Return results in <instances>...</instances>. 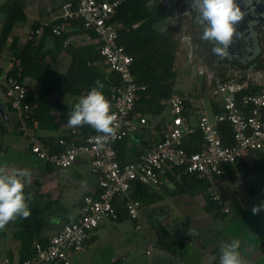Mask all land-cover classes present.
Returning a JSON list of instances; mask_svg holds the SVG:
<instances>
[{"label": "trees", "instance_id": "obj_1", "mask_svg": "<svg viewBox=\"0 0 264 264\" xmlns=\"http://www.w3.org/2000/svg\"><path fill=\"white\" fill-rule=\"evenodd\" d=\"M65 1L58 0L60 10ZM0 12L3 14L0 24V57L5 53V57L10 61V65L5 69L0 65V76L5 80L12 77L22 83L26 78H32L39 82L40 88L37 96L28 94L24 101L29 105L28 117H24L23 114L24 126L28 132L35 136L36 140L51 145L55 151H60L64 146L58 143V139L63 137L67 141L70 140L68 132L73 128L68 127L67 121L75 104L74 101L56 100L57 96H84L96 86V81H100L104 84L101 91L111 101V91L114 86L119 84L120 77L104 63L98 42L77 44L80 41L78 38L80 34L88 35L92 39L96 38L92 30L84 27L80 18L64 19L59 16L46 24L35 21L25 43L19 47L18 36L13 34V30L18 23L26 19L25 0H6L1 4ZM110 22L117 27V42L124 46L127 53L133 58L131 72L139 87L137 90L138 100L134 106L135 113L145 115L151 123L155 117L165 113L168 100L172 95L177 94L174 91V83L177 75V54L181 47V39L177 36L179 25L172 22L171 10L161 0H122L111 16ZM57 25L61 30L59 35L53 32V28ZM37 30H40V33L37 34ZM67 40L68 43L64 44ZM48 41H51V45L47 47ZM61 52H65L69 56V62L63 71L53 66V62ZM226 80L224 73H221L219 82ZM2 88L4 89L3 85ZM257 92H259L258 86L248 85L234 90L233 95L240 102L243 95ZM178 95L184 97L185 115L191 117L190 97L194 94ZM10 109L12 110L11 107ZM221 111L222 105L214 104L211 113ZM20 125H22V121L19 118L12 128L17 129ZM167 125L168 119L164 115L162 120L154 125L158 140L154 139V134L148 127H144L131 137L115 141L114 147L117 150L118 160L125 164L138 159L143 151L153 147L163 137V131ZM49 126H57L59 130L57 135L37 133L41 128ZM7 128L0 121V139L8 131ZM74 128L80 130L81 137L100 134L88 125ZM219 129L223 143L225 145L232 143V131L228 123L222 122ZM203 144L201 131L197 127H194L193 131L182 141L183 148L189 153L200 150ZM2 146L0 141V149ZM224 168L227 178H234L235 170L241 169L243 179L264 185V176L257 173L255 181H253L252 170L241 157L232 164H226ZM164 179L173 185L169 191L170 195L201 196L204 199V210L210 213L214 219L222 218L230 213V211L223 212L222 205L209 198L206 192L208 184L206 180L185 171L184 168H169ZM39 184L40 182L36 180L35 185L39 186ZM28 192L30 193L27 191L26 194ZM256 192L251 187L249 188L250 194ZM258 192H264V188ZM96 194L97 192L93 195ZM37 197L39 198L30 197L27 200L31 209L30 217L27 219L18 218L21 220L24 229L22 231L25 233L21 236V250L28 247L33 229L34 233H37L38 230L53 225L51 220L55 218L56 211L60 208V200L53 199L50 192L38 193ZM127 197L140 202V206L145 200L154 203L162 199L158 190L138 182L132 184ZM82 198L83 196L79 197L77 201L80 207ZM126 200L127 198L122 195H117L113 199V205L117 210V220L130 218L125 208ZM231 200V205L240 214L242 206L237 203L235 198ZM72 221L66 220L60 228ZM47 239L46 237L40 238L38 242L46 244ZM182 243L183 241H180L178 245L181 246ZM31 255L24 256L22 261Z\"/></svg>", "mask_w": 264, "mask_h": 264}, {"label": "built area", "instance_id": "obj_2", "mask_svg": "<svg viewBox=\"0 0 264 264\" xmlns=\"http://www.w3.org/2000/svg\"><path fill=\"white\" fill-rule=\"evenodd\" d=\"M121 1L66 0L61 6L62 18H80L84 27L94 32L104 63L120 77L110 95V111L117 116V132L101 146L96 139L101 134L81 137L80 130L73 128L68 132L69 141L63 137L58 139V143L64 146L60 151L31 139L29 151L57 169H68L78 158H85L96 178L98 192L84 195L79 215L50 235L46 244L36 242L32 255L19 264H74L71 255L84 250L88 234L98 226L99 220L117 218L113 205L115 196L127 198L125 208L129 217L138 219L140 202L127 197L132 184L138 182L160 190L167 182L164 176L171 167L184 168L206 180L209 198L219 202L223 212H229L230 202L227 203L225 194L218 191L220 177L225 173L224 166L234 163L247 151L264 150V90L245 94L238 102L233 95L235 89L232 90L236 83L230 77L217 85V92L222 96L221 112L200 114L193 124L185 115L184 97L174 94L168 100L169 118L163 137L143 151L138 159L125 164L118 160L114 142L149 126L147 117L134 110L139 87L131 72L133 58L117 42V27L110 22ZM53 32L59 35L60 26H55ZM67 43L68 40L64 44ZM1 78L4 96L22 121L21 131L27 133L23 122V114L28 117L29 111V105L24 102L28 96L27 88L15 78ZM163 115L155 117L153 125L160 122ZM222 122H227L232 131V143L228 145L223 143L219 134ZM194 127L201 131L204 144L200 150L189 153L183 148L182 141ZM0 264L12 263L8 258L0 257Z\"/></svg>", "mask_w": 264, "mask_h": 264}, {"label": "rangeland", "instance_id": "obj_3", "mask_svg": "<svg viewBox=\"0 0 264 264\" xmlns=\"http://www.w3.org/2000/svg\"><path fill=\"white\" fill-rule=\"evenodd\" d=\"M2 1L0 0V6ZM2 18L3 14L0 12V24ZM172 22L179 25L177 36L181 39V47L176 61L177 75L174 91L181 95L194 94L190 97L191 108L189 110L192 114L190 120L194 124L200 116V112H210L212 99L214 97L221 98L222 96L217 92L218 82H208L205 74L199 73L195 65L187 62L188 58L186 56L190 53L191 48L183 35L182 28L185 23L174 19H172ZM60 63L61 65L53 64V66L55 65L54 67L64 70L68 63V57L63 55ZM0 65L4 69L10 65L9 58L5 57V53L0 57ZM1 79L0 76V81ZM247 80L250 83L259 80L264 81V78L253 73L249 75ZM32 84L36 88L39 86L37 82L32 81ZM260 90H262L261 87H259ZM62 96L65 100L69 99V95ZM81 97L73 96L72 98L76 99L74 104ZM0 101L3 103L0 108V121L5 128L8 127V131L0 139L4 147V151L0 155V165H6L9 170L14 168L12 166L17 165L30 172V179L25 187V194L30 191L26 194L28 199L32 197L31 193L37 197V193H40V191H48L53 187V189L57 187V189L64 191V189L71 186L70 188H73L69 189L71 190V192L69 191L71 196H78L81 191L79 184L82 183V180L87 181L85 176L88 174V167L73 164L68 169H57L46 161L39 159L29 150L24 149L23 145L28 144V139L25 135L19 134L16 128H12L13 124H16L19 120L18 114L10 109L1 83ZM164 116L166 119L169 118L168 110L165 111ZM152 124L153 122L149 123V130H155L152 128ZM45 132L56 134L59 130L57 126H49L48 131L40 129L37 133L43 135ZM16 136L21 145H15L14 137ZM260 153L261 162L256 167L260 168L261 171L256 170L254 172L264 176V150ZM247 154L249 152L243 153L245 157ZM235 172L240 175L234 178H223L224 184L220 185L218 191L222 194H224V191L230 193L231 197H234L237 203L242 206L243 214L238 215L235 208L230 205L231 213L222 218L214 219L210 213L204 210V199L201 196L170 195L169 192L163 190L159 193L162 197L160 201L152 203L145 200L141 203L139 218L136 221L129 218L122 220L101 218L98 226L89 232L85 249L72 254L71 257L78 264H151L154 261L153 264H163L167 262L164 260L157 261L158 256L169 254L176 258H172L173 261L171 262H174L172 264H205L219 258V249L222 244L230 242L233 238H239L241 244H243L246 236L250 235L246 227L247 224L254 223L253 225H256L259 221L258 217L264 219V210L257 215L252 213L254 206L264 203V192H258V190L264 188V185L252 183L249 179H243L241 169H236ZM34 178L41 181L39 186L33 185ZM253 181L255 180L253 179ZM250 187L257 192L250 194ZM231 197L226 198L227 203L230 202ZM68 202L71 205L70 201ZM160 207L164 213H167L166 217L162 218L157 215ZM70 209L67 221L73 214L78 213L75 206L71 205ZM190 227L195 230L197 235H189ZM243 230L245 232H242ZM0 235L2 236V233ZM254 237L257 238L253 235ZM172 241L174 242L171 243ZM180 241H183L181 246L178 245ZM195 241L203 243L202 253L205 252L204 255L198 252L196 245L193 244ZM210 246L216 248L212 253L213 248ZM208 247L211 249H208ZM242 248L241 245V253ZM147 251L149 252L147 253ZM167 261H170V259ZM258 264H264V257L261 258Z\"/></svg>", "mask_w": 264, "mask_h": 264}, {"label": "clouds", "instance_id": "obj_4", "mask_svg": "<svg viewBox=\"0 0 264 264\" xmlns=\"http://www.w3.org/2000/svg\"><path fill=\"white\" fill-rule=\"evenodd\" d=\"M189 3L196 13V24L202 30L200 39L213 45L212 52L218 57H228L234 40L243 36L238 31V26L251 12L253 0H189ZM254 52L259 55L260 49L257 47ZM95 84V87L75 103L67 125L70 128L90 126L101 134L96 139L102 146L109 138L116 136L117 116L110 111V101L101 91L104 84L100 81ZM29 179L30 172L26 169L9 170L6 165H0V231L18 218L30 217L31 209L25 194ZM262 210L264 203L254 206L252 213L257 215ZM58 222V219H52V223ZM189 235L194 236L197 233L190 227ZM219 252V264H245L239 238L222 244Z\"/></svg>", "mask_w": 264, "mask_h": 264}, {"label": "crops", "instance_id": "obj_5", "mask_svg": "<svg viewBox=\"0 0 264 264\" xmlns=\"http://www.w3.org/2000/svg\"><path fill=\"white\" fill-rule=\"evenodd\" d=\"M5 1L6 0H3L1 4H3ZM58 5H59L58 0H25L26 19L23 22L18 23L16 25V27L14 28V30H13V34L18 36V46L19 47H21L25 43V41L27 39V35L30 32V30H31V26H32V24L35 21H40V23L46 24V23L51 22V21H53L54 19H56V18H58L60 16L61 10H60V7H58ZM78 38H79L80 41H78L77 44H90V43H95L96 42L95 38L92 39L88 35H84V34L78 35ZM46 45H47V47L50 46L51 45V41H48L46 43ZM63 55L68 57V62H69V56H67L65 54V52H61V54L58 55V58L53 62V64L61 65L60 62H61V59L63 58ZM58 70H60V69H58ZM60 71H63V70H60ZM225 74H226V78L227 79L232 77V76H230L227 73H225ZM255 75H258V76H261L262 78H264V67L260 68L255 73ZM32 81L33 82H37L39 84L38 81H36V80H34L32 78H26L24 80V84L28 88L29 96H31V95L32 96H37L40 86H38L36 88L35 85L32 84ZM247 81H244V82H242L240 84H235V86L232 87V90H234V89L236 90V89L241 88V87H247L248 85L252 86V87L258 86V87H261L262 90H264V81L259 80V81H254V82H250V83L247 82ZM72 97L73 96H69V99L65 100L64 96H62V95L59 96L58 95L56 100L60 99L63 102H71V101L75 102L76 99L72 98ZM214 104L220 105L221 104V98L214 97L212 99V101H211V110H210V112H208V113L200 112V114H203V113L210 114L212 112V107L214 106ZM18 119H19V116H18ZM151 126H152V128L154 127L153 124ZM41 129L44 130V131H48L49 127H45V128H41ZM17 130H18L19 134H23V135H25L27 137L28 144L26 143L25 145H23V147H24V149L29 150L31 139L35 138V136L33 134H31L30 132H28V131H27V133H24L23 131L20 132L21 125L19 126V128H17ZM150 132H152L154 134L153 135L154 139L158 140V137H157V135L155 133V130H150ZM47 134H53V133H46L45 132V134H43V135H47ZM56 135H57V133H56ZM14 138H15L14 139L15 145H17V146L21 145V142L19 141L18 137L16 136ZM3 148L4 147L2 146L1 149H0V155H2V152L4 151ZM261 151L262 150H258V151H255V152L254 151H247V152H249V154H247L246 157L244 155L241 156L243 161L246 162L247 165L252 170L253 177H251V178L254 179V180H255V175H256V173L254 171H256V170H258L259 172L261 171L260 168L256 167V165L261 162V160L259 158V156L261 154L260 153ZM73 164L79 165V166H87L88 167V170H87L88 174L85 176L87 181L84 182L82 180V183L79 184V186L81 188V191L78 193V196H73V197L71 196V194H70L71 190H69V189H73V188H70L71 186L70 187L68 186L69 188L64 189V191H62L60 189H57V187H55L56 189H53L54 187L50 188V190H48V191H46V190L40 191V193L50 192L52 194V198L53 199L54 198H58L60 200V208H59V210L56 211L57 213H56V216H55V218L58 219L59 222L58 223H53V225H51L49 227H46V228H44L42 230H38L37 233H34V229H33L30 243H29L27 248L26 247L24 248V250H21V246H22L21 236L23 234H25L24 231H22L24 229H23L21 220L17 219L15 222L10 223L5 228V230L0 231V233H2V236L0 235V257L8 258L9 261L12 264H19L22 261V258L24 256H26V255L29 256L30 254L33 253L34 244L36 242H38L40 238H44V237L48 238L50 235L55 233L60 228V226L68 219V213H70L69 211L71 210L70 209L71 205L75 206L77 208L78 213L73 214L70 217L69 221L74 220L79 215V213H80V204L77 203L79 197L84 196L86 194L93 195L94 193L98 192L96 178L90 172L88 161L85 158H78ZM12 167H14V168H22L23 169V167L17 166V165H14ZM237 175H240V174L236 173L235 176H237ZM258 175H260V174H258ZM225 177L227 178L226 173H224L220 177V182H221L222 185L224 184V179L223 178H225ZM36 180H38V179L37 178L33 179L32 183H33L34 186H35V181ZM39 182H41V181H39ZM172 188H173V185L171 186L170 183L166 182L164 184V186L160 190H158V192L160 193L163 190H166L167 192H169ZM224 194H225L226 198L231 197V194L228 193L227 191H224ZM33 195L34 194L31 193V196L34 197L35 199L39 198V197H36L35 195L34 196ZM231 198L233 199L234 197H231ZM68 201H70L71 205H69ZM231 201L232 200L230 199V202ZM157 209H158V207H157ZM231 211H232V209H231ZM231 211H230V213H231ZM162 212H163V209H161V207H160L157 215H160L162 218L166 217L167 213H164V212L162 213ZM241 214H243V208H242V212L240 214H238V215H241ZM258 220L259 221L257 222L256 225H253L254 223H248L246 227L248 228V231L250 233V237H253V235H254V236L259 237L262 240H264V238H262V237H264V219L258 217ZM242 232H245V231L243 230ZM88 239L86 240V243L88 242ZM86 243H85V245H86ZM193 244L196 245V248L199 250L198 252L202 253V249H204L203 243L195 241ZM210 247L213 248L212 246H210ZM210 247H208V249H211ZM149 249H151V248L149 247ZM215 249L213 248L211 253L214 252ZM148 252L149 251H147V253ZM204 253H202V254L204 255ZM219 254H220V252H219ZM166 258H168V259H166ZM172 258L176 259L174 256H172L170 254L167 255V256L166 255L165 256L162 255V256H158V260L157 261L164 260L167 263H163V264H172V263H174V262H171V261H173ZM71 259H72V262L74 264H78V262L76 260H74V258L71 257ZM169 259H170V261H167ZM154 262H152L151 264H153ZM218 263H219L218 259L216 258V259H214L211 262H206L205 264H218Z\"/></svg>", "mask_w": 264, "mask_h": 264}, {"label": "flooded vegetation", "instance_id": "obj_6", "mask_svg": "<svg viewBox=\"0 0 264 264\" xmlns=\"http://www.w3.org/2000/svg\"><path fill=\"white\" fill-rule=\"evenodd\" d=\"M162 2L170 8L172 19L185 23L182 28L183 35L191 48L186 56L187 62L195 65L199 73L205 74L208 82H219L221 73L227 72L234 78L236 84H240L247 81L250 74H255L264 67V0L259 2L253 0L251 12L238 26V31L242 32L243 36L234 40L230 47V55L225 58L215 55L212 52L213 45L200 39L202 30L196 24V13L191 8L189 0H162ZM257 47L260 49L259 55L254 52ZM245 239L241 244L245 264H258L264 257V240L259 237L255 239L250 235ZM217 259L219 262V258Z\"/></svg>", "mask_w": 264, "mask_h": 264}, {"label": "water", "instance_id": "obj_7", "mask_svg": "<svg viewBox=\"0 0 264 264\" xmlns=\"http://www.w3.org/2000/svg\"><path fill=\"white\" fill-rule=\"evenodd\" d=\"M0 107H2V103H0ZM110 109H111V104H110Z\"/></svg>", "mask_w": 264, "mask_h": 264}]
</instances>
